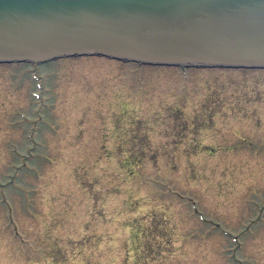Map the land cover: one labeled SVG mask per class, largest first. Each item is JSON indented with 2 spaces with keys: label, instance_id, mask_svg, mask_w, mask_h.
Segmentation results:
<instances>
[{
  "label": "rangeland",
  "instance_id": "1",
  "mask_svg": "<svg viewBox=\"0 0 264 264\" xmlns=\"http://www.w3.org/2000/svg\"><path fill=\"white\" fill-rule=\"evenodd\" d=\"M0 264H264V68L0 63Z\"/></svg>",
  "mask_w": 264,
  "mask_h": 264
},
{
  "label": "water",
  "instance_id": "2",
  "mask_svg": "<svg viewBox=\"0 0 264 264\" xmlns=\"http://www.w3.org/2000/svg\"><path fill=\"white\" fill-rule=\"evenodd\" d=\"M264 68V0H0V63Z\"/></svg>",
  "mask_w": 264,
  "mask_h": 264
}]
</instances>
